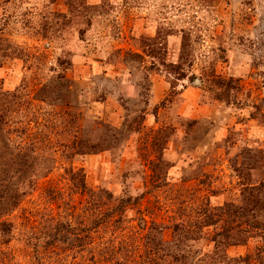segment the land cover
Returning <instances> with one entry per match:
<instances>
[{
	"label": "rangeland",
	"instance_id": "374dc122",
	"mask_svg": "<svg viewBox=\"0 0 264 264\" xmlns=\"http://www.w3.org/2000/svg\"><path fill=\"white\" fill-rule=\"evenodd\" d=\"M0 264H264V0H0Z\"/></svg>",
	"mask_w": 264,
	"mask_h": 264
},
{
	"label": "trees",
	"instance_id": "16d2710c",
	"mask_svg": "<svg viewBox=\"0 0 264 264\" xmlns=\"http://www.w3.org/2000/svg\"><path fill=\"white\" fill-rule=\"evenodd\" d=\"M81 176L80 180H79V183L81 185V187H85V183H84V175L81 174L79 175ZM8 187V186H7ZM5 187V191L6 192L8 190V188ZM136 201L134 200V203H131L130 200H119V202L117 203V205L113 206L112 208H110L109 211H107L108 215L110 218H113L115 216V214L119 215V217L115 220V222H120L123 220V215H125V212H126V207L128 205H133L135 204ZM141 222H145L144 220H141ZM152 226H155L153 223H151ZM160 228V227H159ZM152 229V228H151Z\"/></svg>",
	"mask_w": 264,
	"mask_h": 264
}]
</instances>
